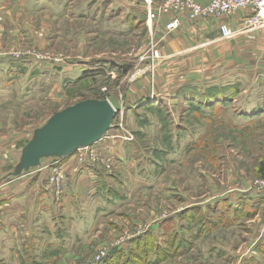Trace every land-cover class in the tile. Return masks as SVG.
Masks as SVG:
<instances>
[{
  "label": "rangeland",
  "instance_id": "obj_1",
  "mask_svg": "<svg viewBox=\"0 0 264 264\" xmlns=\"http://www.w3.org/2000/svg\"><path fill=\"white\" fill-rule=\"evenodd\" d=\"M118 1L74 0L71 5L62 6L67 2L63 0L58 12L47 10L43 13L30 12L25 5V9L23 8L22 3L15 11L0 13V57L8 56L4 62L14 64L13 67L8 64L10 69L5 76L0 74V138H8L0 139L6 142L0 144V179L8 171L12 173L16 170L22 160L25 146L53 114L85 99L98 100L101 97L99 94L106 91L103 88L97 90V86H93L89 90L79 91L77 97L68 99L66 88L81 76L82 67L79 66L98 59H114L125 65L133 64L134 71L120 83L123 91L119 84L117 87L108 84L106 88L109 89V99L106 97L105 100L117 110L112 126L121 125L123 128L114 129L110 134H129L134 139L129 143L123 139L112 142V151L120 148L121 152H125L123 158L126 163L122 165L125 171L122 170V174L125 180L130 176L134 180L140 177L146 183L134 192L133 200L137 201L135 205L130 206L127 203L123 214H117L112 221L104 222L94 231L92 239L82 244L81 248L88 250L92 256L88 264L93 257L96 258L121 244L123 239L127 241L128 238L141 236L138 235L139 232L154 229L158 218H168L191 206L214 201L217 196L235 194L239 190L252 187L262 180L258 179L257 175L260 167L264 165V119L257 120L251 131L234 128L232 110L233 106L239 107L240 101H234L227 108L220 107L214 112H198L180 99L175 109L161 102L157 104L156 101H148L154 104L152 107L155 109L135 108L133 105L130 107L128 90L137 79L148 76L144 85L150 90L158 82L162 60L159 61L155 73L150 76L146 66L139 65L140 59L147 53L152 40L158 42V49L162 54L166 39L163 37L164 32L158 34L156 26L149 28L147 25H135L125 21L124 15L129 10ZM120 1L126 6L131 2L144 3V0ZM26 2L28 5L29 0ZM16 16L31 30L30 40L33 43H26L25 37L20 35L21 31L15 30ZM135 19L140 22L142 16L138 15ZM161 24L164 30V22ZM19 54L48 58H42L43 61H40L45 64H50L49 61L54 59L70 60L72 67L65 73L48 69L46 74L34 77L27 68L25 74L19 72L20 68L16 64L30 66L26 61L32 58L19 59ZM12 73L15 82L3 88V77L9 78ZM250 75L243 77V81V78L240 79L241 94L248 89L250 81L254 83L250 88L258 89L252 93L264 94L263 89L257 85L264 82V76ZM22 76L29 81L27 85L26 80H18ZM115 77L112 75V78ZM148 96L152 98L153 93ZM157 107L161 111H158ZM99 155L108 157L100 152ZM74 158L76 165L72 168L73 173L79 156ZM41 161L45 166L54 164V158ZM109 165L111 169L108 171L113 174L118 164L110 161ZM59 166L64 173L65 186L58 199L48 183L49 170L43 171L49 191L56 202L65 198L71 178L66 165L62 162ZM153 178L155 184H151ZM262 208L249 217L243 213L238 219L226 218L223 220L225 224L217 223L214 216L209 217V222L215 224H207L209 234L197 239L188 238L191 246L187 248L185 256L176 257L169 253L162 256L159 264H245V259L254 251L264 261V255L257 250L264 242ZM186 219L184 216L181 223L185 225L183 227L188 226ZM133 224L137 226L132 227ZM36 228L35 223V228L30 230L34 234L32 239L28 235L24 236L25 229L18 233L19 242L15 249L18 254L13 253L11 249L1 248L0 264H28L31 260L38 264L63 263L55 256H49V253L42 254L44 249H41L43 245L37 242ZM0 238L1 243L6 245L8 237L2 235ZM43 240L49 243L48 239ZM142 254H135L136 258L130 263L142 261Z\"/></svg>",
  "mask_w": 264,
  "mask_h": 264
},
{
  "label": "crops",
  "instance_id": "obj_2",
  "mask_svg": "<svg viewBox=\"0 0 264 264\" xmlns=\"http://www.w3.org/2000/svg\"><path fill=\"white\" fill-rule=\"evenodd\" d=\"M65 1L67 2L63 3V0H29L26 5V0H0V13L7 10L15 11V8L19 5L22 6V3L23 8L25 5L30 12L43 13L47 10L58 12L62 3L64 4L62 6L71 5L74 0ZM154 1L158 3L161 0ZM200 1L208 3L210 0ZM118 2L127 11L129 10L124 15L125 21H130L129 17L132 16L145 15L143 3L131 2L126 6L122 1ZM248 12L241 11L230 18L203 23H193L182 18L181 26L166 37V42L162 47L163 57L158 72V82L150 90L144 85L147 83L148 76H142L136 82L134 81L135 83L128 90L129 103L135 105L141 100H144V103L156 101L175 109L179 103L176 94L180 88L186 85L195 87L227 85L233 82L240 83L245 79L243 77H250V74L264 76V28L254 32L240 31ZM16 20L15 30L21 31L20 35L25 37L26 43H33L30 40L31 30H28V26L20 17L16 16ZM223 22L228 23L232 30L237 32V35L231 40H222L219 35V26ZM156 28H158V34H162L163 25L158 23ZM6 57L8 56L0 57V74H4V76L8 73L10 66H14L12 63L4 62L7 61ZM26 62H29L30 66L16 64L20 68L19 72L25 74L27 68L34 77L46 74L45 71L48 69H56L65 73L72 67L70 60L64 61L60 65L45 64L33 58H29ZM79 67H82L80 69L83 72V65ZM14 78L13 73L9 78L3 77V88L8 87L11 82H15ZM18 80L25 81L26 79L25 76H22ZM28 82L26 80L25 84L27 85ZM250 82V86H253L254 83ZM257 85L264 91V82ZM250 86L236 99L235 103L240 101L239 107L233 106L232 110L233 127L241 131H251L257 120L264 119V94L252 93L258 89L250 88ZM150 93H153L152 98L148 96ZM0 144H6V142L0 140ZM105 146L107 149L98 145L99 152L112 156L114 163L118 164L113 174H108L102 168L97 167H83L75 174L72 172V168L76 165L75 154L54 158L52 163L61 164L63 162L71 176L65 198L61 202H56L49 191L45 179L46 174L41 170L45 166L42 161L38 167L31 168L20 176L14 175L16 170L12 173L8 171L2 175L0 182V237L3 235L8 238L6 245L0 241V249H11L13 253L18 254V250H15L19 242L18 233L25 229L24 236L28 235L32 239L34 234L30 230L35 228L36 223L37 242L43 245L41 249H44L42 254H55L57 260L63 262L60 264H88L87 262L92 256L87 249L85 251L84 248H81L82 244L92 239L94 231L99 229L104 222L112 221V218L117 214H123L127 203L130 206L135 205L137 201L133 200L134 192H137L139 188H142V184L146 183L140 177L134 180L130 176L128 180H125L124 174H122L124 173L122 170L125 171V167L122 168V165L126 163L123 158L125 152H121L120 148L112 151L114 148L112 142H105ZM152 182L155 184L154 178L151 179V184ZM226 197L230 198L234 206L241 205L243 201L248 205L261 202L262 210H264V192H244V190H239L235 194L217 196L214 201H206L203 204H212ZM165 219L158 218L157 226H154L160 242H163L164 239L160 236L158 225ZM135 226L137 224H133L132 227ZM144 233V231L140 232L141 235ZM43 239H48L49 243ZM131 239L124 240L116 246L125 247ZM186 252L187 249L183 251L181 257L185 256ZM255 254H257L256 251L251 252L249 256Z\"/></svg>",
  "mask_w": 264,
  "mask_h": 264
},
{
  "label": "trees",
  "instance_id": "obj_3",
  "mask_svg": "<svg viewBox=\"0 0 264 264\" xmlns=\"http://www.w3.org/2000/svg\"><path fill=\"white\" fill-rule=\"evenodd\" d=\"M129 20L130 24L146 25L145 15L140 22H136L134 16L129 17ZM82 65L84 68L81 76L75 82H72L70 87L66 88V97H68V99L77 97L79 91L89 90L93 86H97V90H100L101 88L106 89L104 93L99 94L101 97L98 99L105 100L109 94V89L106 88L108 84L115 85L116 87L119 84V88L123 91L122 89L124 88L120 83L124 78L129 76L132 71H134L133 64L130 63L125 65L114 59H111V61L100 59L95 60L94 62L87 61ZM112 75H115L116 77L112 78ZM240 94L241 84L235 82L227 85H214L207 87L186 85L180 88L176 95L178 99L189 103L198 112H214L220 107L227 108L230 106L232 102L236 101ZM133 106H135V108L147 107L149 109H155L152 107L154 104H150L149 102L144 103V100H141ZM157 109L158 111H161L160 108L157 107ZM259 170L257 178L264 179V165H262ZM260 208L261 202L254 205H248L243 201L241 205L234 206L229 197L218 200L212 204L208 203L205 205L191 206L163 221H160L158 230L161 232L162 238L164 239L163 242H160L157 238L156 231L150 229L143 235L132 238L127 242L125 247L115 246L111 248L100 264H131L130 262L136 258L135 254H138L139 256L141 253H143L142 255L144 256L142 258L143 260L139 263L134 262L133 264H159L162 256L164 257L169 253H173L176 257H181L183 251L191 246L189 239H197L205 234H209V231L206 228L207 224H210L211 226L215 225L214 223L209 222V217L212 218L214 216L217 223L225 224L223 220L226 218H229L230 220L238 219L243 213L249 217L253 213L260 211ZM184 216L187 217L186 220L188 221V226L186 227H183L185 225L181 224ZM186 235H189V237ZM257 250L264 255V242L257 247ZM49 256H55V254L49 253ZM244 262L245 264H264V261L256 254L247 257ZM28 264L38 263L31 260Z\"/></svg>",
  "mask_w": 264,
  "mask_h": 264
},
{
  "label": "built area",
  "instance_id": "obj_4",
  "mask_svg": "<svg viewBox=\"0 0 264 264\" xmlns=\"http://www.w3.org/2000/svg\"><path fill=\"white\" fill-rule=\"evenodd\" d=\"M143 10L145 13L146 25L149 28L153 26L155 27L158 23L164 22V39L181 26L182 18H185L193 23H203L212 20L230 18L241 11H249L248 15L243 20L240 29L241 32H254L264 28V0H210L208 3H202L200 0H161L158 3H155L154 0H144ZM219 35L222 40H231L237 35V32L232 30L228 23L223 22L219 26ZM158 45V42H154V40H152L147 53L140 59L141 62L139 65L144 64L149 74L155 73L156 67L162 59V54L158 49ZM17 57H20L19 59L32 57L37 61H43L42 58H45L32 55L30 56L29 54H19ZM49 62L55 65H60L64 63V60L54 59ZM118 128L123 130L120 125L112 126L110 131H114V129L118 130ZM110 131L104 135L98 143L90 147L79 149L75 153L79 156L77 167L74 169L75 173H78L80 168L83 167H97L102 168L106 173L110 174L108 171V169H111L109 162H114V159L110 155H108L107 158L101 157L99 155L98 145H102V148L107 149L105 142H115L116 140L123 139L129 143L134 140L129 134H118V136H115L114 134H110ZM41 170L45 172L49 170L50 178L48 183L51 185L54 196L58 199L65 186L63 170L59 164H50L44 166ZM253 186L243 189L244 192H264V179L257 182ZM138 235H140V232ZM122 241H124V239ZM107 253L108 252H104L96 258L93 257L89 264H100L107 256Z\"/></svg>",
  "mask_w": 264,
  "mask_h": 264
},
{
  "label": "water",
  "instance_id": "obj_5",
  "mask_svg": "<svg viewBox=\"0 0 264 264\" xmlns=\"http://www.w3.org/2000/svg\"><path fill=\"white\" fill-rule=\"evenodd\" d=\"M117 110L107 100L88 99L51 116L23 150L14 173L38 167L42 159L62 158L98 143L111 129Z\"/></svg>",
  "mask_w": 264,
  "mask_h": 264
}]
</instances>
